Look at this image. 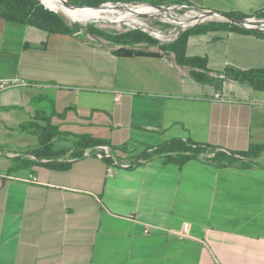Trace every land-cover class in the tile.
<instances>
[{"label":"crops","instance_id":"obj_1","mask_svg":"<svg viewBox=\"0 0 264 264\" xmlns=\"http://www.w3.org/2000/svg\"><path fill=\"white\" fill-rule=\"evenodd\" d=\"M188 1L264 12V0ZM119 48L81 29L51 34L0 19V77L31 84L1 96L0 264H264V149L249 165L144 159L173 139L235 152L264 146V89L220 77L226 68L264 70V35L192 32L187 53L207 58L212 83L157 45L145 44L152 55L143 56ZM36 115L64 135L109 139L133 165L109 172L106 160L71 153L39 160Z\"/></svg>","mask_w":264,"mask_h":264},{"label":"trees","instance_id":"obj_2","mask_svg":"<svg viewBox=\"0 0 264 264\" xmlns=\"http://www.w3.org/2000/svg\"><path fill=\"white\" fill-rule=\"evenodd\" d=\"M73 5L78 6H99L109 1H125V0H68ZM150 2L153 4H162L167 2H186L191 4L188 0H137ZM45 4V3H44ZM40 0H0V19L9 22H16L25 25L37 27L45 30L51 34H64L73 33L79 30V26L70 25L67 20L53 8L44 5ZM232 15L244 18L247 17L241 13H231ZM258 16L263 17L264 12H258ZM220 28H229L235 31H243L249 33H255L264 35L261 32H250L237 25L228 22L211 21L198 26H195L185 32H183L178 40L173 43L159 45V49L166 53H173L176 62L181 66L190 67V75L197 81L212 83L215 78L210 75L208 68V60L202 56H190L187 53V43L189 35L195 31H210ZM86 30L94 35L100 36L113 43L119 44L120 48L116 50L118 55L123 56H143L152 55L142 49H135V44L143 43L147 45H157L158 42L148 33L139 30H127L120 33L107 32L93 24L86 27ZM227 78H232L242 83H249L256 88L264 89V70L253 69V70H240L235 68H226L222 73ZM39 120L45 121V125L39 124ZM29 126L33 129V133L38 138L37 146L32 150V154L35 155L39 160L57 159L69 150L60 149L55 146L54 138L57 135L63 134L60 128L53 125L50 118H43L40 115H36ZM97 144H108L113 149L111 141L109 139L94 137L89 134H78L75 136L74 145L72 148L71 155L79 157L82 154L84 148L97 145ZM218 147L211 146L209 144H202L195 142L191 139H173L162 143L157 146L153 153L146 155L144 159L150 156L160 155L164 156L167 162H175L182 166L187 161L194 158H201L207 161L214 162L218 165H231L241 164L249 165V162L245 159H254L260 155L263 151L264 146L252 145L248 151L235 152L229 150H217ZM214 153V156L208 157L203 156L204 154ZM109 164H113L111 159H105ZM48 167L53 168H67L69 164L56 165L54 162L44 163Z\"/></svg>","mask_w":264,"mask_h":264},{"label":"built area","instance_id":"obj_3","mask_svg":"<svg viewBox=\"0 0 264 264\" xmlns=\"http://www.w3.org/2000/svg\"><path fill=\"white\" fill-rule=\"evenodd\" d=\"M108 4V2L103 3ZM134 5L133 10L129 14H136V17L140 15L148 16L149 18H154L158 21V25L151 26L147 23L140 21L139 19H130L129 21L123 17L125 23L131 26L130 30L139 29L150 36H152L155 40H157L159 45L170 44L178 40L181 34L195 26L208 23L211 21H219V22H228L234 25H237L247 31L250 32H261L264 33V16L250 15L245 18V21L239 25L234 23L226 18H223L219 15L210 14L204 8L195 6L193 4H189L186 2H167L162 4H153L150 2L138 1ZM144 7H149L151 12H144ZM128 13V11L126 12ZM128 14V15H129ZM127 17V16H126ZM122 19V20H123ZM119 20L117 22H121ZM140 45L143 43L135 44L133 48L141 49ZM222 79L226 77L222 74L220 76ZM31 85L28 81L20 78V77H0V104H1V96L2 93L14 87H23ZM122 97L121 92H117L115 94V99L120 100ZM215 98L220 101H227V98L221 92L215 94ZM222 148H217V150ZM225 151V149H222ZM96 157L99 159H111L113 164L109 166V172H112L116 167H129L133 164L124 163L120 161L114 154L113 149L108 144H97L93 146H89L83 149L81 157ZM203 156L212 157L214 153L204 154ZM57 160L62 161L63 158H58ZM144 162V159L140 160ZM33 182H38L37 178L33 177L31 179ZM189 224L186 223L184 225L185 228H188Z\"/></svg>","mask_w":264,"mask_h":264},{"label":"rangeland","instance_id":"obj_4","mask_svg":"<svg viewBox=\"0 0 264 264\" xmlns=\"http://www.w3.org/2000/svg\"><path fill=\"white\" fill-rule=\"evenodd\" d=\"M40 1L43 4L45 3L43 0H40ZM136 2H138V1L137 0L109 1L108 4H104L103 5V6L108 5V10L105 11L104 13H105V15L109 16L110 18L111 17L112 18L116 17L119 14H123L124 12L126 13L129 9L134 8L133 4H135ZM48 6H50V5H48ZM100 6H97V7H100ZM51 8H53V7H51ZM111 9H114V11L111 10ZM54 10L57 11L56 9H54ZM57 12H59V11H57ZM59 13L67 20V22L70 25H76L77 24L79 26V29H81L88 36V38H90V40L99 41V42H102L103 44L110 45V46L114 45V43L110 42L107 39H104L103 37L94 36L92 34H87L88 31L86 30V27L88 25H90V24H93L96 27H99V28H101V29H103V30H105L107 32H111V33H120V32H124V31H127V30L131 29V26L129 24L125 23L124 19L121 22H117L114 19L110 20V21H102V20L101 21H97V20L96 21L95 20L91 21V20H88L87 22H83V21H75V20L65 16L63 13H61V12H59ZM131 15H133V16H131ZM134 17L136 19H139L140 21H143V22L147 23L148 25H151V26L158 25V23H157L158 21H156V19L149 18L148 16H143V15H140L139 17H136V14H129V15H127V17H125V19H127L129 21L130 19H134ZM138 47H140L142 49V48L145 47V44L144 45H140ZM74 140H75L74 136H72V135H64V134L57 135L54 138L55 146L57 148H60V149L69 150L67 153H71L72 152V148H73V145H74ZM35 141L36 142L38 141L37 137H35Z\"/></svg>","mask_w":264,"mask_h":264},{"label":"bare ground","instance_id":"obj_5","mask_svg":"<svg viewBox=\"0 0 264 264\" xmlns=\"http://www.w3.org/2000/svg\"><path fill=\"white\" fill-rule=\"evenodd\" d=\"M46 4L50 5L57 11L63 13L65 16L75 20V21H83L87 22L88 20H97V21H110L115 20L119 21L122 20L123 17L125 18L133 9H129L128 13L119 14L116 17H109L105 15V11L108 10V5L103 6L102 4L100 7H72L67 4L66 0H43ZM127 5V4H126ZM128 8V7H127ZM130 8V7H129ZM122 9V8H121ZM114 11V9H111ZM144 12L149 13L151 12L149 7H144ZM116 14V13H115ZM115 16V15H114ZM133 16V15H131Z\"/></svg>","mask_w":264,"mask_h":264},{"label":"water","instance_id":"obj_6","mask_svg":"<svg viewBox=\"0 0 264 264\" xmlns=\"http://www.w3.org/2000/svg\"><path fill=\"white\" fill-rule=\"evenodd\" d=\"M67 4L72 6V7H90V6H78V5H73L71 4L68 0H66ZM102 5V4H101ZM100 6V5H99ZM93 7H97V6H93ZM208 13L210 14H215V15H219L223 18H226L234 23H237L239 25H241L244 21H245V18H239V17H236L232 14H229V13H224V12H219V11H216V10H212V9H207V8H204Z\"/></svg>","mask_w":264,"mask_h":264}]
</instances>
